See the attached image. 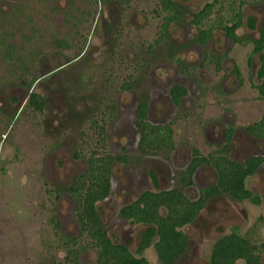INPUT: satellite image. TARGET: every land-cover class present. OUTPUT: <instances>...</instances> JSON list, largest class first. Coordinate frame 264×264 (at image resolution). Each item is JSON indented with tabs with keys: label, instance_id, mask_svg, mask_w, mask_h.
<instances>
[{
	"label": "rangeland",
	"instance_id": "374dc122",
	"mask_svg": "<svg viewBox=\"0 0 264 264\" xmlns=\"http://www.w3.org/2000/svg\"><path fill=\"white\" fill-rule=\"evenodd\" d=\"M172 1L186 21L209 2ZM240 1L244 2L242 20L250 15L256 27L253 31L241 27L235 33L241 39L255 38L264 25V0H224L203 28L229 24ZM157 11V0H132L126 8L116 3L98 5L94 0H0V264L63 260L59 234L78 235L73 206L64 189L71 176L84 171L85 158L101 137L102 124L110 130L108 139L116 149V119L103 104H134L136 92L120 89L124 81L141 73L146 76L144 86L154 88L163 76H172V67L179 69L175 58L187 60L191 66L187 72L201 93L189 104L183 102L174 114L179 119L172 125L179 153L184 144L205 153L209 149L207 125L219 128L221 124L222 128L229 121L243 126L264 114V100L252 86L256 58L252 56L253 71L247 66L251 47L231 46L219 30L212 32L206 46L198 47L191 44L194 29L173 25L167 44L157 50L152 47L154 56L147 59L150 66L143 67L141 61H147L143 51L158 32ZM6 51L9 58L4 56ZM78 54L82 56L73 61ZM210 54L222 57L221 68H214ZM70 60L53 76L29 83L30 73L41 74ZM233 65L240 72L241 86L231 74ZM30 90L43 97L41 111L28 107ZM232 153L237 159L242 156L236 149ZM137 161L135 156L127 166L112 168L111 192L100 207L108 235L131 251L141 228L121 221L115 211L117 203L151 188L146 174L149 164L144 163L137 174L130 167ZM158 178L159 186H165L164 177L159 174ZM246 185L259 202L225 196L211 199L184 227L188 247L176 264H207L213 240L233 227L257 249L260 264H264V169L254 173ZM55 187L62 190L56 193ZM192 194L188 192L189 197ZM142 254L150 264H159L151 248ZM79 256L85 264L94 262L92 249L82 250Z\"/></svg>",
	"mask_w": 264,
	"mask_h": 264
},
{
	"label": "flooded vegetation",
	"instance_id": "af4514ba",
	"mask_svg": "<svg viewBox=\"0 0 264 264\" xmlns=\"http://www.w3.org/2000/svg\"><path fill=\"white\" fill-rule=\"evenodd\" d=\"M94 1L98 5H104L105 3H114V4L116 3V4H120V7L122 6L123 8H126L128 7V5L132 0H130L127 5L123 2V0L104 1V2H100L98 0H94ZM170 1L172 2L174 9L178 12L179 16L176 20H172L167 25H165L164 38L160 39L159 38L160 30H162L161 28L164 26L165 22L169 20L170 16L168 15L170 13L169 12L170 10L162 9L160 6V0H157L159 12L157 11L156 15L159 16V20H160V23L157 26L158 32H156L157 34L155 41L149 44L147 49L143 51L144 58H146V60L149 58L150 59L153 58L154 52L152 50V47H154L155 50H157V49H161L162 46L167 44L169 31H171L170 27L173 25L183 26V24H186V27H188V29H194L195 35L192 38L191 44L197 45L198 47L206 46L210 36L212 35V32L215 29L219 30L221 34L224 36V38L230 42L231 46L249 45L251 47L249 58L247 60L248 61L247 66L249 67L250 70L249 72L253 71L254 67L252 66V61L253 58H256L258 62V67L256 68L254 73L255 83H253L252 86L254 87L258 97L264 100V50H260L256 52L253 51V43H252L253 40L255 41L260 38V33L261 31L264 30V25L260 26L257 29V35L255 38L246 37L244 39H241V37H239L235 33L241 27H246L250 31L255 30L256 27L255 26L256 19L254 17H251L249 15L248 17H246V20H242L243 16H242L241 8L244 5V2L240 1L238 3V7L236 8L235 12L232 14V17H230L229 24L221 25L217 28L213 25L203 28L204 22L209 19L214 8L216 6L220 7V3H222L224 0H217L216 2H214V0H209V2L203 4L198 11L194 12L187 21L185 20L183 13L179 11V9H177L175 3L172 0ZM176 1L186 2L188 0H176ZM208 4L212 6L210 9V13L200 23L195 24L194 22L195 16L201 13L203 8ZM236 15L240 16V24L237 28H235L234 31L236 39L238 40L234 41L225 35V28H231L233 26V24L235 23ZM202 32L207 33V35L202 34ZM2 41L3 40H0V45L3 43ZM181 48L183 51L188 50V46L184 48L181 46ZM7 55L9 56L8 51H6L4 56L9 58ZM81 56L82 54H78L72 60L74 61L76 59H79ZM210 58L212 60L215 69L221 68L220 62L222 57L210 54ZM251 58L252 60H250ZM70 62L71 60L66 61L59 67H54L52 69L45 70L41 74L39 73L37 74L35 72L30 73L29 83L33 85V83L39 81L40 79H43L49 75L53 76V74L58 72V70H60L62 67L69 65ZM147 62L148 60L146 61V63H143V61H141L142 66L144 65L143 67H149L150 65H148ZM174 62L177 65H180L179 69L172 67L170 69V71L173 73L172 76L171 77L167 75L163 76L162 79H160V81L155 83L154 88L152 87L150 88L149 86L146 88V86H144L142 81L144 80L143 78L146 76L142 75L141 73L135 76L136 79L133 78L129 79L127 81H124V83L120 85V89L124 91L133 89L136 92V96H135L134 104L130 103L129 105H127L124 103L120 105V107L111 104L108 107L107 104H103V107L106 110H110L111 112L110 116H113V119L114 118L116 119V125H117L116 135H115L116 149H114L113 142L111 140L109 141L108 139L110 130L108 132L105 129V127H103L104 125L102 124V129H100L101 137L97 139V142H95L96 145L92 150L94 152L93 156H100L104 159L105 157L110 158L109 192L104 198H102L101 200H99V202H97V211L101 226L103 227L106 235L109 238L116 240L118 243L124 246L130 253L134 254L135 256L144 257L146 260L147 258L142 254L145 249L151 248L155 254V250H154V242L156 239L155 232H153V234L151 235L147 234L146 229L150 228L148 224L136 223L129 218L121 217L120 211L122 208L133 204L139 198V196L142 195L144 192H150L155 194L165 193L167 194L168 198H169L168 194L172 193V195L177 196V199L181 201L185 200L188 203L192 204L193 207L196 208L192 210L191 219L186 224L179 227V230L186 237V250H187L188 239L184 232V227L191 224L196 219L198 214L211 199L220 196H225L237 201L247 200L254 204H257L259 202V197L247 187L246 183L247 180L254 173L260 171L261 169H264V114L258 120L249 122L243 126L233 125L232 122L229 121L224 122L222 128H221V124H218L219 128H217L214 125L212 126L210 125L209 128L207 125L204 128V130L207 128L209 130V131L206 130L205 132L207 136L206 141H208L207 145L209 149L205 153H202L201 151H199L197 147L184 144L182 153H179L173 140V129H172V125L174 124V122H176V120L179 119L174 118V114L178 109H181L183 102L189 104L190 102H192V99L194 100L195 97H197L199 93H201V91L198 90L199 88L194 83V79L192 78L193 75H190V73L187 72V69H191V66L187 64V60L186 59L182 60L181 58H175ZM159 70L160 72L166 74L163 69H159ZM230 71L237 85L241 86L242 85L241 75L237 67H235L234 65L231 66ZM127 83L128 86L126 85ZM30 89H32L31 86ZM31 92L32 91L30 90L29 93ZM29 93L27 94L26 99H28ZM42 109H43V105L41 110ZM104 133H106V136L104 135ZM143 133L147 134L148 143L143 140ZM166 134L169 135L168 137L169 144L167 145L165 144L161 145L160 143L154 144L156 142L154 135L157 136L158 138L159 135H163L164 137ZM234 149L239 150V152H241L242 156L240 159L235 158L236 156L233 155L232 151ZM135 156L136 158L139 159V161L135 163H130V167L135 173L138 174L139 170L144 169L143 166L144 163L149 164L150 167L147 168L146 174L148 176L151 188H145L140 190L136 194V196L133 197L131 200L117 203L116 211H115V207L114 206L112 207V210L114 209V211L117 213V217L121 221L129 224L138 225L141 228L137 235V241L135 244L134 251H131L125 244L119 242L115 238H112L110 236L112 234L108 235V232L106 231L103 221L101 219L102 209L100 207H101V202L105 201V199L109 196L111 192L110 178H111L112 168L114 166L115 168L121 166H127L128 163L131 161V158ZM147 160H150V162H148ZM224 162L226 163L231 162V164L233 163L239 164L244 168H248V163L254 164L253 170L244 177V181H243V186L247 191L250 192L251 198L248 197L243 199H236L226 192L218 193L210 190V188L215 186V183L218 178V170L216 165L220 164V166L222 167V164L223 165L226 164ZM86 167L87 164L85 163V168ZM138 168L140 169L138 170ZM202 172L207 174L208 178L211 177L210 180L205 179L201 174ZM159 174L161 178L164 177V183L165 181H167L165 186L163 187L159 186L158 184ZM75 175L77 174L71 176L69 178V181ZM165 176L167 180H165ZM190 191H192L193 194L192 196L189 197L188 192ZM66 197L68 200H71L69 196L66 195ZM166 199L167 198H165V200ZM167 203L171 205L170 201L168 200ZM71 204L73 206L72 200H71ZM158 212L160 215H166L168 209L166 208V206L160 205L158 208ZM72 216H73V211H72ZM72 218L74 219L76 228L79 233L80 232L79 224L74 216ZM230 230L228 232H230ZM228 232H225L221 235L227 234ZM66 237H73V236L66 235ZM143 237L144 238L147 237L149 239V242L147 245L143 246V248L140 249L139 242L142 241ZM218 237H216L213 240L210 247V251L214 241ZM84 249L94 250V262L92 264H95V258H96L95 249L90 247H84L82 250ZM63 251L65 252L64 249ZM80 252L78 253V260L81 264H85L81 261V258L79 256ZM185 252L180 257H182L185 254ZM209 256H210V252H209ZM180 257L177 259V261L180 259ZM64 259H65V255L61 262H56L55 264H65L66 262ZM176 262L174 264H176ZM159 264L161 263L159 262Z\"/></svg>",
	"mask_w": 264,
	"mask_h": 264
},
{
	"label": "trees",
	"instance_id": "16d2710c",
	"mask_svg": "<svg viewBox=\"0 0 264 264\" xmlns=\"http://www.w3.org/2000/svg\"><path fill=\"white\" fill-rule=\"evenodd\" d=\"M116 1V0H98ZM130 0H123L127 5ZM217 0H214L216 2ZM160 6L164 10H170L169 20L160 30V39L164 38L165 25L176 20L179 16L170 0H160ZM211 5H206L201 13L195 16V24L200 23L210 13ZM240 24V16H235V23L231 28H225V35L236 41L235 28ZM206 34L207 33H203ZM165 40V39H164ZM253 51L264 50V30L260 33L258 40H253ZM8 56V55H7ZM128 86V83L126 84ZM28 107L41 111L43 105L42 97L37 93H29L27 99ZM102 129V127H101ZM159 133V132H156ZM161 134V133H160ZM147 134L143 133V140L147 142ZM169 135H154L155 143L161 145L169 144ZM148 143V142H147ZM78 154V152H74ZM90 155L85 158L87 167L80 174L75 175L65 187L64 193L73 201V216L79 224V233L76 237H66L59 234L62 248L65 250V264H81L78 260V253L84 247L94 248L96 251L95 264H149L141 256H135L116 240L109 238L98 217L97 202L104 198L109 192V157ZM226 163V162H224ZM251 164V165H249ZM218 178L215 186L210 188L213 192H226L236 199L251 198V194L243 186L244 177L253 168V163H248V168L239 164L227 162L225 165L217 164ZM56 193L61 189L55 187ZM150 193L144 192L130 206L121 209L120 216L129 218L136 223L148 224L147 234L155 232L156 239L154 250L157 260L161 264H174L186 250V237L179 230V227L191 219L193 207L187 201L177 199L172 193ZM165 198H167L165 200ZM170 201L171 205L167 203ZM166 206V215H160L159 206ZM152 227V228H151ZM149 239L142 238L139 248L147 245ZM208 264H260L257 250L250 241L240 235L235 228L227 234L219 236L213 243Z\"/></svg>",
	"mask_w": 264,
	"mask_h": 264
}]
</instances>
